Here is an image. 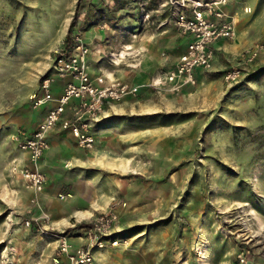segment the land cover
<instances>
[{"label":"rangeland","instance_id":"obj_1","mask_svg":"<svg viewBox=\"0 0 264 264\" xmlns=\"http://www.w3.org/2000/svg\"><path fill=\"white\" fill-rule=\"evenodd\" d=\"M131 1L137 7L122 15L134 26L121 20L125 30L106 34L96 67L129 80L141 78L140 94L112 104L92 123L97 139L88 164L74 168L71 161L58 162L73 172H62L53 185L49 178L38 208L14 171L27 160L19 142L45 118L37 121L46 106L36 108L30 98L44 79H52L53 93L68 81L56 72L67 27L76 17L73 39L79 35L85 44L99 11L93 0H0V264H17L22 256L28 264H49L59 237H85L100 212L111 209L120 217L119 245L96 251V264H203L207 249L217 257L215 240L227 245L264 236V53L241 67L236 83L223 76L248 47L234 44L212 71L201 72L197 86L152 87L166 69L152 68L149 61L156 64L169 51L165 36L174 25L164 32L160 0ZM54 131L48 135L49 150ZM63 155L70 156L68 151ZM41 161V172L48 174ZM45 193L46 201L63 206L83 202L84 212L48 211ZM256 243L261 244L244 243L235 262L241 264L239 256L252 253Z\"/></svg>","mask_w":264,"mask_h":264},{"label":"built area","instance_id":"obj_2","mask_svg":"<svg viewBox=\"0 0 264 264\" xmlns=\"http://www.w3.org/2000/svg\"><path fill=\"white\" fill-rule=\"evenodd\" d=\"M229 3L230 0H166L161 5L172 8L175 25L188 42L185 52L174 67L165 70L160 78L151 83L152 87H195L201 72L213 70L216 59L215 44L221 40L234 42L238 36L236 23L224 10ZM72 44L73 49L63 50L56 63L58 77L69 79L62 86L61 94L54 95L52 79L48 78L42 81L40 92L30 98L36 108L47 105L51 107L37 131L19 142V148L27 154V160L20 168L14 166V171L19 172L33 194L32 204L38 208L41 207L40 196L45 192L47 182L39 164L49 150L48 135L60 127L69 132L80 147L92 150L95 138L90 133V125L105 114L108 105L137 97L141 87L105 75L92 77L88 65L89 46L83 43L79 35L75 36ZM262 53L264 42L245 51L241 62L225 72L224 80L227 83L238 82L241 67L253 64ZM119 224V215L111 209L100 214L86 229L83 245L75 248L66 236L59 237L54 263L96 264L94 253L97 250L119 245L115 237ZM26 226L29 227L30 222H26ZM248 255L249 252H244L239 256L241 264H249Z\"/></svg>","mask_w":264,"mask_h":264},{"label":"crops","instance_id":"obj_3","mask_svg":"<svg viewBox=\"0 0 264 264\" xmlns=\"http://www.w3.org/2000/svg\"><path fill=\"white\" fill-rule=\"evenodd\" d=\"M149 1L152 2V0H149ZM165 1L166 0H160L157 2V4L159 3L160 10L163 12L161 14V17L164 19V21H162V25L164 27L163 30H165L164 32L166 33L167 28L173 22L175 31L173 33L168 34V36H165V39L166 38L168 39L167 49H169V51L167 53H163L160 57H158L157 58L158 61L156 64L152 65L153 62L149 61L150 62L149 65L152 66V68L153 67L156 68L157 70L172 69L174 65L176 64V62L178 61L179 57L185 52L187 48V42H188L186 38L180 35L175 25V16H174L172 8L171 7L164 8L161 6ZM154 2L156 3V1ZM93 3H94L93 5L98 7V11H99V15L97 19L98 21L84 35L85 44L91 47L90 54L88 56L89 73L92 75V77H96L99 75H105V76H108L109 78L120 79L130 84L139 85V86L143 85L141 82V78L139 77H133L131 80H129V79L120 77L116 71H109L108 69L106 70L103 68L96 67V64H98L99 61L103 59L104 52H101V51H103L104 49L103 42H104V39L106 38V34L110 32L115 33L118 30H125V28L122 27V24H119L121 20L123 22L125 21V24L127 27L131 26L132 28L134 26V24H129V22L127 21V18L125 17V15H122V13H124L123 11H125L126 8L135 9V7H137L136 4H133L131 0H93ZM137 5H139L138 2H137ZM224 10L229 16V18L234 20V22L236 23L237 32L238 31L239 32H238L237 39L234 42H227V41L221 40L215 44L214 46L216 49L215 65L218 61V57L221 56L222 53H224V51H226V49L228 48L227 46H233L235 44V46L248 47L247 50H249L256 44L264 42V0H230V3L224 8ZM133 11L136 12L138 10L136 8V10H133ZM167 11H170L169 14L167 13ZM134 14L130 13V15H128L129 16L128 18L131 19V15H134ZM141 16H143V14H141ZM122 17L124 19H122ZM139 21L140 20H138L137 22ZM68 29L69 28L67 27L65 36L67 35ZM131 47L132 45H128V49H131ZM142 49L143 48H140L138 52L139 56H141L143 53ZM201 79H202V73L198 75V83ZM59 84H61V82ZM62 86L59 85L58 88L56 87L55 89L56 94L54 93L55 96H58L61 94ZM110 106L112 105H108L106 107V112ZM50 107L51 105H47L44 110H41V115L37 119L38 122H40L46 116ZM68 115H69V112H67V116ZM92 125H90V133L95 138L96 134L93 133ZM66 134H69V136L71 135L69 132L63 131L61 128H60V131H54L50 136L52 140H51V148L50 150H48L49 153L46 156L48 160L44 159L45 154L42 158V161L44 160L42 164L46 166L49 170L48 174L44 173V175H46L47 177L45 192L48 190L50 186L49 178L52 180L50 181V183H52L53 185L54 183L60 182L59 177L62 176L61 175L62 172H73L72 169L64 171L63 168H59L57 166L58 162L71 161L74 164V168L84 167V165L88 164L87 161L90 158L89 154H91V152L84 148L75 149L72 145V142L74 141L75 143H77V140L72 135L71 136L73 138L70 139V137L66 136ZM98 139L105 140L106 138L104 136H101ZM65 151L69 152L70 154L69 157H64L63 153ZM78 172H84V171L80 170ZM69 198H73V197H69ZM45 199H46V193L44 194V206H45V209H47L48 211H49V207L52 209V212H54L53 211L54 209L61 207V211H60L61 214L63 213V214L70 215V214L75 213V214L81 215L84 212L82 211L83 209L82 207L84 205L83 202H77L76 200H74L72 202L67 203V206H63L62 203L59 204L58 202L59 200H53L52 198H49L46 201ZM93 209L94 211H96L98 208L94 206ZM87 212L89 215L93 214L92 211H87ZM104 212H107V210L103 212L101 211L100 214ZM67 239L69 242L71 240H76L78 242H81V240L85 238L83 236H76V237L71 236V237H67ZM256 241L258 243L260 242L261 244L256 243V245L254 244L255 246L253 245L254 247L251 246L252 253L248 251L249 252V255H248L249 264H264V236L262 238H257L254 240L251 238L245 239V240H235L234 239L232 243H229L227 245L222 239L220 241L215 240V243L218 245V247H220V249L217 250V257L214 258V255L212 256V254H210L211 249H207L206 254H204L202 259H205V261L208 264H238L237 262H235V257H237V255H239L242 252V250H244V246H243L245 245L244 243L249 244V243L256 242ZM80 245H83V244H80ZM80 245L74 244L73 247L76 248ZM225 245H226V248H225ZM57 246H58V241H56V246L53 250V254H52L51 261L49 262V264H55L53 261V258L55 257ZM97 251H100V250H97ZM207 255H208V258H207ZM17 258L19 261L17 264H28L27 259L25 257L22 256V257H17ZM202 259L200 260L204 264V261Z\"/></svg>","mask_w":264,"mask_h":264},{"label":"trees","instance_id":"obj_4","mask_svg":"<svg viewBox=\"0 0 264 264\" xmlns=\"http://www.w3.org/2000/svg\"><path fill=\"white\" fill-rule=\"evenodd\" d=\"M75 20H76V17L73 19L72 23L70 24L67 35L65 37L64 51H67V50L71 51L73 49L72 39H73V25H74Z\"/></svg>","mask_w":264,"mask_h":264}]
</instances>
